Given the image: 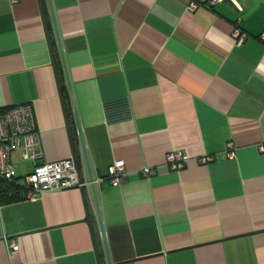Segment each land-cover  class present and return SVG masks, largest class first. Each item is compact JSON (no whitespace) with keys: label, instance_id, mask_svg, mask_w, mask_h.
<instances>
[{"label":"crops","instance_id":"crops-1","mask_svg":"<svg viewBox=\"0 0 264 264\" xmlns=\"http://www.w3.org/2000/svg\"><path fill=\"white\" fill-rule=\"evenodd\" d=\"M190 1L41 0L46 30L38 0H0V111L31 105L42 162L68 158L67 82L76 157L126 169L96 202L0 203V264H103L100 229L114 264H264V0ZM170 151L182 169L164 167ZM11 163L16 179L35 167Z\"/></svg>","mask_w":264,"mask_h":264},{"label":"built area","instance_id":"built-area-1","mask_svg":"<svg viewBox=\"0 0 264 264\" xmlns=\"http://www.w3.org/2000/svg\"><path fill=\"white\" fill-rule=\"evenodd\" d=\"M221 0H209L205 5L211 7ZM200 4L190 1L188 11H194ZM234 42L238 45L245 42L247 34L239 26L233 28L231 34ZM261 38H264L262 33ZM66 95L75 111L73 93L67 82L64 84ZM232 147L231 144L228 145ZM18 151L23 161H32L35 167L32 172L16 179L13 174L11 153ZM231 156L234 151H230ZM77 158V157H76ZM43 152L41 149L39 133L36 128L32 106L29 104L12 106L0 111V180L7 182H18L26 189L27 199H34L46 192L59 191L63 189H84L88 191L89 197L94 202L99 199L101 186L104 180H109L112 186H119L126 176L125 163L116 160L106 169L104 176L97 175L93 166L88 162L84 150H81L77 158L79 173L76 170L73 156L65 159L42 162ZM186 157L179 151L167 153L164 167L168 170H180L184 167ZM207 158L202 159L206 162ZM83 175L81 174V172ZM143 174L150 175L153 170L145 167ZM103 248V264H114L108 249L106 235L103 229L99 231ZM13 251L18 250L17 243L11 244Z\"/></svg>","mask_w":264,"mask_h":264},{"label":"trees","instance_id":"trees-1","mask_svg":"<svg viewBox=\"0 0 264 264\" xmlns=\"http://www.w3.org/2000/svg\"><path fill=\"white\" fill-rule=\"evenodd\" d=\"M62 94L66 98V89L62 84ZM26 189L18 182H7L0 180V203H12L27 199Z\"/></svg>","mask_w":264,"mask_h":264},{"label":"water","instance_id":"water-1","mask_svg":"<svg viewBox=\"0 0 264 264\" xmlns=\"http://www.w3.org/2000/svg\"><path fill=\"white\" fill-rule=\"evenodd\" d=\"M38 1H39L40 9H41V15H42V19H43V22H44V26H45V29L47 30V20H46V18L44 17V14H43L42 3H41V0H38ZM46 33H47V39H48V41H49V47H50V50H51L52 48H51V43H50V40H49V35H48V32H46ZM51 55H52V65H53V67H54L55 74H56V76H57V70H56V66H55V61H54V58H53L52 50H51ZM58 87H59V95H60V99H61V103H62V106H63L64 115H65V119H66V125H67V129H68V134H69L70 144H71V148H72L73 161H74V164H75L76 170H77V172L79 173L78 164H77V158H76V154H75V150H74L73 140H72L71 131H70V128H69V123H68V119H67V112H66V108H65V103H64L63 94H62V85H61V83L59 82V80H58ZM82 193H84L83 190H82ZM85 222H86V223L89 225V227L91 228V220H90L89 214H87V216H86V218H85Z\"/></svg>","mask_w":264,"mask_h":264}]
</instances>
